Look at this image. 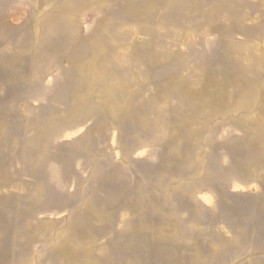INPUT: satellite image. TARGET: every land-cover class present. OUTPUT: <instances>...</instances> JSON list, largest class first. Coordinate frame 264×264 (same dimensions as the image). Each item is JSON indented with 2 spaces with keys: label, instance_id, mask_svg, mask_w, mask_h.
I'll return each mask as SVG.
<instances>
[{
  "label": "rangeland",
  "instance_id": "obj_1",
  "mask_svg": "<svg viewBox=\"0 0 264 264\" xmlns=\"http://www.w3.org/2000/svg\"><path fill=\"white\" fill-rule=\"evenodd\" d=\"M0 264H264V0H0Z\"/></svg>",
  "mask_w": 264,
  "mask_h": 264
},
{
  "label": "crops",
  "instance_id": "obj_2",
  "mask_svg": "<svg viewBox=\"0 0 264 264\" xmlns=\"http://www.w3.org/2000/svg\"><path fill=\"white\" fill-rule=\"evenodd\" d=\"M203 198H204V199H206L207 197H206V196H204Z\"/></svg>",
  "mask_w": 264,
  "mask_h": 264
}]
</instances>
